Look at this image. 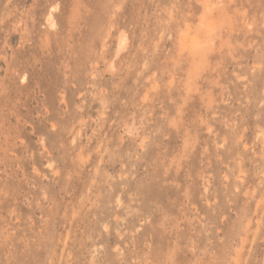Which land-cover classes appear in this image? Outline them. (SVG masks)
Segmentation results:
<instances>
[{
  "label": "rangeland",
  "instance_id": "1",
  "mask_svg": "<svg viewBox=\"0 0 264 264\" xmlns=\"http://www.w3.org/2000/svg\"><path fill=\"white\" fill-rule=\"evenodd\" d=\"M0 264H264V0H0Z\"/></svg>",
  "mask_w": 264,
  "mask_h": 264
},
{
  "label": "snow or ice",
  "instance_id": "2",
  "mask_svg": "<svg viewBox=\"0 0 264 264\" xmlns=\"http://www.w3.org/2000/svg\"><path fill=\"white\" fill-rule=\"evenodd\" d=\"M208 0H205V4L207 5ZM207 21H206V17H202L201 18V27H205ZM209 28H211V25H207ZM187 34H185L186 36ZM199 52V41L196 38H193V43L191 45V53L193 55V57L197 56ZM199 66L195 63H193V68H192V72L196 73L198 71Z\"/></svg>",
  "mask_w": 264,
  "mask_h": 264
},
{
  "label": "bare ground",
  "instance_id": "3",
  "mask_svg": "<svg viewBox=\"0 0 264 264\" xmlns=\"http://www.w3.org/2000/svg\"><path fill=\"white\" fill-rule=\"evenodd\" d=\"M52 14H53V13L50 12V13H49V16H48V19H47V21L50 23V25H52V24H51L52 21H50Z\"/></svg>",
  "mask_w": 264,
  "mask_h": 264
},
{
  "label": "clouds",
  "instance_id": "4",
  "mask_svg": "<svg viewBox=\"0 0 264 264\" xmlns=\"http://www.w3.org/2000/svg\"><path fill=\"white\" fill-rule=\"evenodd\" d=\"M182 44H183V41H182Z\"/></svg>",
  "mask_w": 264,
  "mask_h": 264
}]
</instances>
